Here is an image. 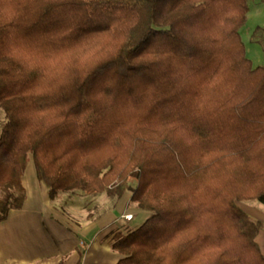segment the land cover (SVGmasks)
Wrapping results in <instances>:
<instances>
[{
	"label": "trees",
	"instance_id": "16d2710c",
	"mask_svg": "<svg viewBox=\"0 0 264 264\" xmlns=\"http://www.w3.org/2000/svg\"><path fill=\"white\" fill-rule=\"evenodd\" d=\"M249 10L0 0V222L23 208L32 161L51 200L131 193L149 212L114 234L115 264H264V221L239 204H264V66L240 35Z\"/></svg>",
	"mask_w": 264,
	"mask_h": 264
},
{
	"label": "crops",
	"instance_id": "0c3cea01",
	"mask_svg": "<svg viewBox=\"0 0 264 264\" xmlns=\"http://www.w3.org/2000/svg\"><path fill=\"white\" fill-rule=\"evenodd\" d=\"M33 165L31 161L23 176L27 191L23 208L10 211L8 218L0 222V264L117 263L122 256L111 247L114 234L144 222L143 219L136 224L132 222L144 211L131 203V193L119 199L113 211L91 216L84 224L76 225L69 215L47 208L45 203L50 198L45 186L34 181ZM252 207L248 213L258 214L259 210L251 211ZM128 214L130 221L126 219ZM257 242L264 253V229L257 236Z\"/></svg>",
	"mask_w": 264,
	"mask_h": 264
},
{
	"label": "rangeland",
	"instance_id": "374dc122",
	"mask_svg": "<svg viewBox=\"0 0 264 264\" xmlns=\"http://www.w3.org/2000/svg\"><path fill=\"white\" fill-rule=\"evenodd\" d=\"M250 10L248 12V18L246 23L240 29V35L244 42L246 55L252 60L254 66H264V45L258 40L264 38V32H259L258 35L253 36L258 26L264 27V0H249ZM5 112L0 107V134L2 125L5 122ZM32 168H35L34 165ZM33 170V169H32ZM34 172V181L37 183V177ZM43 185V184H42ZM44 186V185H43ZM46 187H44L45 189ZM45 205L47 208L52 207V211L61 215H69L73 222L78 225L84 224L87 218L95 216L108 211H113L118 200L107 197L105 193H93L91 191H77L72 193H62L54 200L49 199ZM242 208L249 211V207H252L251 211L259 210L258 214L249 212L255 219L264 220V204L257 200L241 201L239 202ZM149 216V212L144 211L141 214H137L136 218L132 221L137 223L143 219V221ZM126 219H131V215L128 214ZM130 221V220H129ZM88 223V222H87ZM29 228H32V224L27 222ZM75 226V225H73ZM24 228V227H23ZM19 236V235H18ZM20 238V236H19ZM23 239L25 237L23 236Z\"/></svg>",
	"mask_w": 264,
	"mask_h": 264
}]
</instances>
